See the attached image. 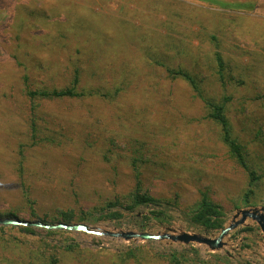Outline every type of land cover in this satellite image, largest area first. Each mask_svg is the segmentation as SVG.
Instances as JSON below:
<instances>
[{"label":"rangeland","instance_id":"374dc122","mask_svg":"<svg viewBox=\"0 0 264 264\" xmlns=\"http://www.w3.org/2000/svg\"><path fill=\"white\" fill-rule=\"evenodd\" d=\"M229 1L254 6L235 11L217 0H0V214L57 222L63 211L72 214L69 223L100 231L145 224L151 233L171 227L214 238L219 230L188 220L201 193L222 207L223 226L239 208L264 207V74L253 70L264 73V0ZM216 51L224 60L223 81ZM178 66L196 76L205 95L230 97L231 133L262 175L250 205L244 201L247 174L229 156L220 126L205 116L188 82L166 70ZM72 85L79 96L26 93ZM138 189L161 202L155 208L165 220L151 215L154 207L124 209ZM109 211L122 216L105 217ZM20 226L0 233V264H51L52 258L55 264H120L119 253L128 249L134 257L123 264H172L159 255L172 250L192 259L181 264H224L215 255L230 264H264L263 235L251 219L229 231L216 250L85 231L27 234Z\"/></svg>","mask_w":264,"mask_h":264},{"label":"trees","instance_id":"16d2710c","mask_svg":"<svg viewBox=\"0 0 264 264\" xmlns=\"http://www.w3.org/2000/svg\"><path fill=\"white\" fill-rule=\"evenodd\" d=\"M217 3L229 6L230 8H237L235 11L244 10V9H252L254 6L253 2H239V1H229L227 0H217ZM214 60L217 66L216 72L218 77L221 81L224 79L223 70L225 68L224 60L222 55L219 51L214 52ZM251 69V67H249ZM167 72H169L173 77H182L184 78L188 84L192 87L193 90L196 91V94L200 98L203 103V106L206 110V117L213 120L220 126L221 131V140L224 142L225 146L227 147V152L229 156L236 161L238 165L245 171L247 174V185L249 188L244 193V201L245 205H250V196L254 192V186L257 182L261 179L262 175L259 174L254 168L253 164H251L245 154V151L241 145V143L237 140L235 136L232 135L230 126L228 124V115H227V105L230 101L229 96H221V99L215 100L214 98L207 96L203 93V89L200 87V82L196 79V76L188 71L187 69L178 66L175 68L166 67ZM255 74H259L263 76V70L260 68H253ZM264 77V76H263ZM77 75H74V83L77 82ZM75 87L72 85L71 87H64V88H53V89H36V90H27L26 93L29 97H44V98H54V97H65V96H79L80 93L74 90ZM21 171V170H20ZM23 173V171H21ZM27 189L23 187V195H26L27 200L29 199L27 196ZM29 201V200H28ZM118 202H110L107 203V206H115ZM121 203H119L120 205ZM161 205L155 197L149 195L146 191L136 190L132 194V198L129 199L128 204H124V209L132 211L138 206H150L154 207V209L150 210V213L153 217L165 220L166 216L164 212L160 209L155 207ZM121 206V205H120ZM237 207V206H236ZM59 217L56 218L58 221L64 222H71L73 216L69 212H60ZM0 216H8V217H18L13 212H6L4 214H0ZM122 214L118 211H109L105 217H121ZM38 217V216H35ZM30 220V219H29ZM44 222L52 223L53 221H48L47 219H41ZM78 220H86V217L80 216ZM188 220L192 225L199 227L203 230H219L224 225V211L222 207L211 200L205 193H201L200 199L196 204V207L193 208L188 216ZM145 224H139L138 228L140 230H144ZM5 228H14L12 226H0V233L3 234ZM19 229L27 234H33L39 231H44L46 234H54V233H63L64 231H57V230H46L42 228L32 227V226H20ZM3 241L8 242L3 238ZM70 246V245H69ZM67 245L66 247L69 248ZM176 250H172L170 253L167 254H159L162 257L168 259L172 264H181V261H188L191 262V258L189 256H184L182 253L180 254V258L177 257ZM120 257V264H123L127 259L133 258L134 254L132 249H128L126 252L119 253ZM218 260H221L224 264H230L228 259L224 256L215 255ZM5 261L10 262L7 258H4ZM193 261L201 262L199 258H194ZM56 259L52 258L51 264H55ZM12 264V262L8 263ZM23 264H25L23 262Z\"/></svg>","mask_w":264,"mask_h":264},{"label":"water","instance_id":"95a60500","mask_svg":"<svg viewBox=\"0 0 264 264\" xmlns=\"http://www.w3.org/2000/svg\"><path fill=\"white\" fill-rule=\"evenodd\" d=\"M246 219H251L255 221L260 228L263 239H264V207L262 206H252L239 208L233 214L230 222L219 229L218 234L212 238L205 233L200 232H186L181 231L175 233V230L171 227H167L166 231L161 233H151L146 230H97L91 228L89 225L83 222L68 223L64 221L57 222H44L40 219L29 220L22 219L19 217H8L0 216V225H12V226H32L40 227L44 229H57V230H67V231H85L89 234L94 235H106L113 238H123L124 240L134 239V240H160L168 239L173 242H180L183 244L188 243H198L205 244L210 250H216L223 246V238L228 235L229 231L234 229L240 224H243Z\"/></svg>","mask_w":264,"mask_h":264}]
</instances>
